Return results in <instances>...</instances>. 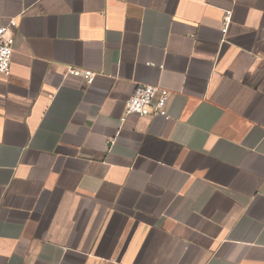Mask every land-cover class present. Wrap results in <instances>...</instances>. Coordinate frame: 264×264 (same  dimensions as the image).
Masks as SVG:
<instances>
[{
  "label": "crops",
  "instance_id": "0c3cea01",
  "mask_svg": "<svg viewBox=\"0 0 264 264\" xmlns=\"http://www.w3.org/2000/svg\"><path fill=\"white\" fill-rule=\"evenodd\" d=\"M11 19L0 264H264V0H0ZM139 84L167 118L124 115Z\"/></svg>",
  "mask_w": 264,
  "mask_h": 264
},
{
  "label": "built area",
  "instance_id": "2783aa9c",
  "mask_svg": "<svg viewBox=\"0 0 264 264\" xmlns=\"http://www.w3.org/2000/svg\"><path fill=\"white\" fill-rule=\"evenodd\" d=\"M230 22V13L225 14L221 31L226 32L227 25ZM16 27V20H9L8 24H0V74L8 76L10 74V62L13 45V29ZM68 72L74 75H80L87 83L95 80L94 72L88 70H77L69 68ZM171 94L168 90L154 85L139 84L135 87L133 93L124 102V115L136 114L139 117L154 115L167 118V105ZM124 120V116L121 118Z\"/></svg>",
  "mask_w": 264,
  "mask_h": 264
}]
</instances>
